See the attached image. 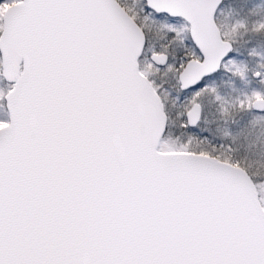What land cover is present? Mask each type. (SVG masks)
I'll use <instances>...</instances> for the list:
<instances>
[{
  "label": "snow or ice",
  "instance_id": "6c2138e0",
  "mask_svg": "<svg viewBox=\"0 0 264 264\" xmlns=\"http://www.w3.org/2000/svg\"><path fill=\"white\" fill-rule=\"evenodd\" d=\"M0 0V264H264V3Z\"/></svg>",
  "mask_w": 264,
  "mask_h": 264
},
{
  "label": "rangeland",
  "instance_id": "374dc122",
  "mask_svg": "<svg viewBox=\"0 0 264 264\" xmlns=\"http://www.w3.org/2000/svg\"><path fill=\"white\" fill-rule=\"evenodd\" d=\"M262 3H264V0ZM244 11H247V8L245 7L243 0H231V2L223 9L220 19L222 22L227 23L236 15L242 14ZM253 163H255L257 167H264V157L257 158Z\"/></svg>",
  "mask_w": 264,
  "mask_h": 264
},
{
  "label": "trees",
  "instance_id": "16d2710c",
  "mask_svg": "<svg viewBox=\"0 0 264 264\" xmlns=\"http://www.w3.org/2000/svg\"><path fill=\"white\" fill-rule=\"evenodd\" d=\"M263 0H261V2H262Z\"/></svg>",
  "mask_w": 264,
  "mask_h": 264
}]
</instances>
